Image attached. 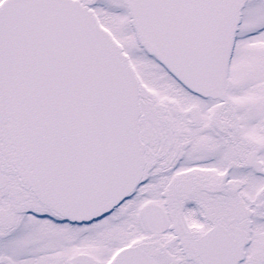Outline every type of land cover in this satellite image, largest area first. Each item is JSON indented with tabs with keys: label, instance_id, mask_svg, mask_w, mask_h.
Returning a JSON list of instances; mask_svg holds the SVG:
<instances>
[{
	"label": "snow or ice",
	"instance_id": "6c2138e0",
	"mask_svg": "<svg viewBox=\"0 0 264 264\" xmlns=\"http://www.w3.org/2000/svg\"><path fill=\"white\" fill-rule=\"evenodd\" d=\"M0 264H264V0H0Z\"/></svg>",
	"mask_w": 264,
	"mask_h": 264
}]
</instances>
